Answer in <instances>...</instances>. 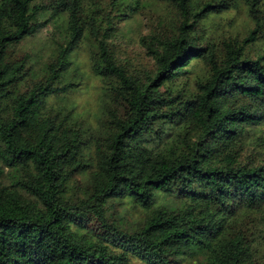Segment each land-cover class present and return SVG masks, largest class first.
<instances>
[{"label":"trees","instance_id":"1","mask_svg":"<svg viewBox=\"0 0 264 264\" xmlns=\"http://www.w3.org/2000/svg\"><path fill=\"white\" fill-rule=\"evenodd\" d=\"M165 1L181 15L180 31L151 48L157 71L147 81L129 75L96 37L95 73L120 84L105 88L95 135L88 137L71 111L41 108L43 96L71 84L34 88L14 99L11 118L0 115V264H139L131 254L148 264H183L195 255L205 264H264L233 218L242 208L264 210V163L239 160L248 127L264 122V55L250 57L246 47L263 25L243 41L211 44L201 23L223 1ZM261 2H249L256 18ZM61 6L66 38L53 78L84 34L80 1L61 0L57 13ZM40 14L36 0H0V102L23 77L27 58H13L14 49L46 25ZM194 59L209 68L197 92L164 95ZM77 171L83 186L73 181ZM197 185L210 192L200 194ZM161 193L194 203L204 196L218 208L195 212L183 198L178 206L157 205ZM118 199L145 209L137 228L110 220L108 206Z\"/></svg>","mask_w":264,"mask_h":264},{"label":"rangeland","instance_id":"2","mask_svg":"<svg viewBox=\"0 0 264 264\" xmlns=\"http://www.w3.org/2000/svg\"><path fill=\"white\" fill-rule=\"evenodd\" d=\"M61 0H36L40 7V20H48L36 32L27 37L14 49L13 58H27L23 77L11 86L7 96L0 102V115L7 120L12 117L13 101L26 92L50 84L51 88H60L71 84L69 90L61 94H50L41 98V108L53 109V113L62 111L75 118L86 135H95L104 118L105 88L120 84L114 78L107 83L106 78L94 71V61L97 56L96 37L107 42L108 48L118 64L140 83L147 81L157 71L156 60L150 50L159 47L164 40L179 33L181 15L175 5L165 0H71L80 1L81 27L83 37L70 52L66 67L53 78L51 67L58 61L59 44L65 37V27L68 11L60 7ZM222 2L219 11L207 15L201 23L200 34L211 44H221L223 41H243L258 22L263 27L257 31L258 40L249 42L247 53L258 58L264 55V0L260 3L257 18L253 12L250 0H215ZM56 13V14H54ZM97 33V34H96ZM208 65L194 59L186 71L163 87L166 96L183 94L192 96L197 92V81L206 76ZM241 162L264 163V122H258L247 129L243 144L239 149ZM10 168L5 167L4 181L12 183ZM73 181L83 186L85 175L77 171ZM77 192L82 193L76 185ZM202 195L210 190L205 186H196ZM199 196L195 203L189 197L159 194L157 205L178 206L182 202L193 204L194 211L202 208L215 211L218 206L204 201ZM210 196V195H209ZM108 207L109 218L116 225L127 229H135L142 224L146 216L145 209L135 207L128 199L112 201ZM236 230L248 237L254 249L256 258L264 263V210L242 208L234 215ZM97 222L96 224H98ZM93 226L94 223H93ZM98 226V225H96ZM131 260L139 264H148L140 255L131 254ZM202 255L183 259V264H205Z\"/></svg>","mask_w":264,"mask_h":264}]
</instances>
